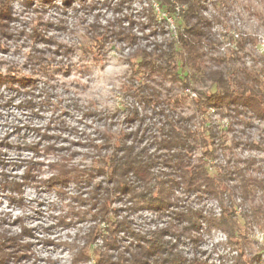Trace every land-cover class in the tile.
Wrapping results in <instances>:
<instances>
[{
    "label": "rangeland",
    "instance_id": "374dc122",
    "mask_svg": "<svg viewBox=\"0 0 264 264\" xmlns=\"http://www.w3.org/2000/svg\"><path fill=\"white\" fill-rule=\"evenodd\" d=\"M50 1L55 3L54 6ZM50 1H45L46 9L42 11L44 17L52 22L46 33L72 49L68 53L55 54L48 72L38 69L27 59V53L34 48L46 51L55 48L41 39L33 40L30 35L34 26L32 17L35 18L36 13L32 7L37 0L33 1L34 5L30 8H26L23 0H12L13 11L18 18L10 24L16 36L10 37L0 32V72L6 74L13 64L20 63L23 74L33 77L40 89L32 95L23 89L7 86L5 82L0 83V158L3 160L0 164V180L4 182L3 173H6L9 179L22 182L28 160L44 163L36 170L38 181L23 186V203L18 198L19 192L0 184V230L19 232L20 224H26L34 228L36 234L29 240L35 241L33 249L37 256L23 258L17 263L9 261L8 264H51V260L56 262L54 264H73V252L60 242L73 241L80 232L87 231L91 224L99 223L91 217L81 222L77 220V215L74 216L75 211L89 207L88 202L84 203L77 197L81 195L89 198L92 183L70 180L62 185V191L40 183L52 175L48 164L56 157L43 151L38 153L31 147L35 143L41 148L49 142L63 146L67 149L58 154L63 155L71 150L75 152L74 162L88 165L91 154L95 152L92 146L104 141L105 129L123 130L130 134L127 139L129 144L136 139L140 141L139 145L149 144L150 149L154 150L152 141L158 134L161 122L165 120V114L170 117L179 113L188 117L195 114V125L213 128L218 136V144H221L217 145L218 158L210 162L211 166L231 157L241 165L252 160L255 168L264 170V120L254 113L223 108L220 103L219 107H212L203 115L197 112L192 99L197 98L198 92L205 90L206 86L195 85V90L192 87L183 89L171 74L157 68L151 77L153 79L147 82L162 91L159 105L140 102L128 89L130 84H137L139 80L133 75V70L140 68L138 63L142 59L141 55H133L136 48H145L148 52L158 54L157 48L161 46L166 49L185 27L180 15L183 10L181 5L177 4L175 12L170 13L155 0H96L95 7L83 10L79 6L80 1L74 0L73 5L78 9L69 7L63 13L64 0ZM118 3L121 11L115 9ZM203 4V13L212 20L210 35L217 40L211 46L205 43V66L213 64V57L235 50L239 37L257 39L256 45H248L255 55L264 51V0H226L224 5H219L218 0H204ZM130 15L134 16L133 24H129L126 19ZM97 17L102 24H108L109 21L118 24V20H124L123 26L132 29L139 37L138 41L129 44L127 40L113 37L105 47L101 62H96L91 56L83 57L82 28ZM16 28L26 31L16 33ZM47 54H51V58L54 56L50 51ZM245 61L248 65L253 63L249 56H245ZM67 65L70 71L63 69ZM179 72L182 76L187 73L181 69ZM44 80H51L56 87L45 85ZM215 90L213 88L212 91ZM171 92L184 94L187 99L179 104L171 102L168 105L167 94ZM43 133L50 137L43 136ZM85 154L88 156L85 157ZM199 154L200 151H196V155ZM97 180L102 181L104 186H113L107 184L102 173L97 174ZM180 196L184 198L181 206L201 209L206 216L220 215L217 200L208 193H203L201 197L195 193L189 197ZM108 205L112 212L117 211L119 219L125 218L134 230L145 236L151 230L177 223L171 211L161 213L147 206L132 208L128 195L124 193L113 195ZM243 210L244 205H241L237 212ZM64 216L76 220L64 225L59 221ZM181 226L178 224V228ZM251 228V241L246 244L245 252L260 254L254 264H264V229L256 224H252ZM120 234L121 246H132L131 242L136 240L132 233L121 231ZM46 237L55 243L42 242L41 238ZM98 244H102L101 239H98ZM177 248L188 260L196 259L204 264H233L236 256L227 244L226 235L217 228L207 230L205 223L195 236H182ZM95 259H90L86 264H95ZM114 260L117 262L116 251Z\"/></svg>",
    "mask_w": 264,
    "mask_h": 264
},
{
    "label": "trees",
    "instance_id": "16d2710c",
    "mask_svg": "<svg viewBox=\"0 0 264 264\" xmlns=\"http://www.w3.org/2000/svg\"><path fill=\"white\" fill-rule=\"evenodd\" d=\"M23 1L26 8L34 5V0ZM45 1L50 0H37L32 7L36 13L35 18L32 17L34 26L30 35L33 40L41 39L53 44L55 48L47 51L54 56L51 58L46 49L34 48L27 53V59L38 69L48 72L55 54L68 53L72 48L46 33L52 22L42 13L46 9ZM73 1L64 0L63 13H66L69 7L72 10L78 9L73 5ZM79 1L83 10L97 4L96 0ZM155 1L166 7L170 13L175 12L177 4L181 5L183 10L180 15L185 27L166 49L159 46L156 50L158 54L148 52L145 48H136L133 55H141L142 59L138 63L140 68L133 70L134 77L139 78L137 84L128 86L133 96L140 102L159 105L162 91L147 82L153 79L151 77L157 68L171 74L173 79L181 83L183 89L192 87L195 90V85L206 86L205 90L198 92L197 98L192 99L197 106V112L203 115L212 107H219L221 103L223 108L250 111L264 120V51L255 55L248 48L249 44L256 45L257 39L239 37L235 50L223 56L213 57V64L205 66L203 49L206 44L211 46L217 40L210 35L212 20L203 13L204 0ZM218 1L219 5L226 2ZM50 3L53 6L55 4L52 1ZM115 9L122 10L120 3ZM126 17L129 24L134 23V16ZM17 18L12 0H0V32L6 36H16L10 22ZM118 22L115 24L109 21L108 24H102L97 17L82 28L83 35L78 31L82 36L83 57L91 56L96 62H101L105 47L113 37L127 40L129 44L138 41L137 34L129 27L123 26L124 20ZM16 30V33L26 31L18 28ZM245 56L251 58V65L247 64ZM11 67L6 74L0 72V83L5 82L7 86L17 90L23 89L32 95H35L34 91L40 90L33 77L23 74L20 63ZM63 69L70 71V66H64ZM180 69L186 70L187 73L180 75ZM44 84L51 88L56 87L51 80H44ZM213 88L216 90L212 91ZM186 99L184 94L171 92L167 94L166 103L179 104ZM164 112L163 108L162 113ZM195 116L192 114L188 117L179 113L170 117L165 114V120L161 122L158 134L152 141L154 150L150 149L149 144L139 145L140 141L137 142L136 139L129 144L127 139L130 134L123 130L105 129L104 141L92 146L95 152L91 154L88 165L74 162L75 152L71 150H67L63 155L58 154L67 148L55 143L49 142L43 148L38 143L31 146L38 153L43 151L56 157L48 164L52 175L42 179L40 183L58 191H62V185L70 180L93 184L89 198H83L81 195L77 197L84 203L88 202L89 207L75 211L74 216L77 215V220L81 222L92 218L99 223L91 224L87 231L80 232L78 238L73 241L60 242L73 252V264H86L95 257V264H204L200 260H188L177 248L182 236L193 237L200 233L203 223L207 230L217 228L226 235L228 246L236 254L233 264H254L257 261L260 254H247L245 247L251 241L252 224L264 229V170L255 168L252 160L241 165L231 157L211 166L210 162L218 158L217 145L221 144H218V136L213 128L195 125ZM206 117L204 118L207 119ZM42 135L50 137L46 133ZM198 150L200 154L196 155ZM87 156L85 154V157ZM2 161L0 158V164ZM43 164L41 161L30 159L23 176L24 181L9 179L8 175L3 173L4 182L0 180V184L19 192L18 198L23 203V186L37 180L36 170ZM98 173L105 176L107 184L113 185L112 188L97 180ZM120 193L128 195L132 208L147 206L161 213L171 211L177 223H170L168 227L151 230L146 236L142 235L134 230L125 218L119 219L117 211L112 212L109 209V199ZM193 193L199 197L203 193L213 196L220 206V215L206 216L201 209L181 206L184 198L180 195L189 197ZM241 205H244V210L238 213V207ZM75 220L66 216L59 219L64 225H70L69 223ZM178 224L182 226L178 228ZM121 231L133 234L136 240L131 242L132 246H121ZM33 237H36L35 229L26 224H20L19 232L0 230V264H8L9 261L17 263L23 258L37 256L33 249L35 241L29 240ZM41 239L42 242L55 243L49 237ZM98 239L102 240L101 245L98 244ZM115 251L117 262L114 260ZM50 263L56 262L51 260Z\"/></svg>",
    "mask_w": 264,
    "mask_h": 264
}]
</instances>
